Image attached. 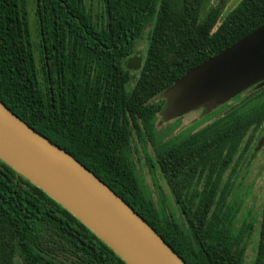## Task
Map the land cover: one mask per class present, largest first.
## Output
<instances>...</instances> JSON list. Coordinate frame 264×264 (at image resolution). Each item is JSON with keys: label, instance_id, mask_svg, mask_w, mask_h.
I'll use <instances>...</instances> for the list:
<instances>
[{"label": "trees", "instance_id": "16d2710c", "mask_svg": "<svg viewBox=\"0 0 264 264\" xmlns=\"http://www.w3.org/2000/svg\"><path fill=\"white\" fill-rule=\"evenodd\" d=\"M0 0V100L129 204L186 264H243L224 174L248 119L236 109L151 163L183 219L143 192L130 150L155 140L165 91L264 26V0L224 19L212 0ZM36 17V38L31 11ZM149 30L146 59H137ZM139 71V76L132 75ZM126 264L71 213L0 160V264ZM254 264H264V212Z\"/></svg>", "mask_w": 264, "mask_h": 264}, {"label": "water", "instance_id": "95a60500", "mask_svg": "<svg viewBox=\"0 0 264 264\" xmlns=\"http://www.w3.org/2000/svg\"><path fill=\"white\" fill-rule=\"evenodd\" d=\"M264 86V26L192 69L163 98L166 122L212 112ZM0 160L61 205L126 264H186L129 204L0 100Z\"/></svg>", "mask_w": 264, "mask_h": 264}, {"label": "rangeland", "instance_id": "374dc122", "mask_svg": "<svg viewBox=\"0 0 264 264\" xmlns=\"http://www.w3.org/2000/svg\"><path fill=\"white\" fill-rule=\"evenodd\" d=\"M243 0H212L211 5L220 7L221 18L224 19L231 11L235 10ZM88 7L94 13H100V0H87ZM36 17L31 11V24L36 38ZM139 41L137 46V59L144 60L147 56L149 44V30ZM149 34V35H148ZM140 74L133 71L132 75ZM235 105L218 107L212 112L205 109L194 111L180 119L166 122L162 113L156 120L154 143H143L136 139L130 150V160L134 165L143 192L153 200L156 207L166 214H173L182 220L180 207L172 193L168 181L164 178L158 167H153L151 159L154 157L155 146L169 141H181L197 133L205 127L223 118L226 111ZM228 107V108H227ZM233 192L228 201L233 207L232 232L243 235L244 263L254 264L260 241V225L264 212V153L260 154L252 163L251 168L242 171L232 180ZM17 264H23L17 260Z\"/></svg>", "mask_w": 264, "mask_h": 264}, {"label": "flooded vegetation", "instance_id": "af4514ba", "mask_svg": "<svg viewBox=\"0 0 264 264\" xmlns=\"http://www.w3.org/2000/svg\"><path fill=\"white\" fill-rule=\"evenodd\" d=\"M232 102H235V105L226 111L225 116L236 109L239 121L244 123L248 119V126L243 130L244 137L241 139L232 168L224 174L225 183L229 185L231 193L232 180L242 171L247 172L254 160L264 153V86H255L246 90L221 107L229 106Z\"/></svg>", "mask_w": 264, "mask_h": 264}]
</instances>
